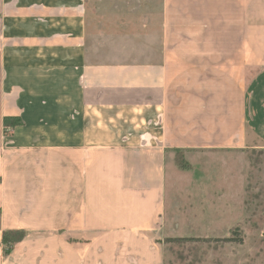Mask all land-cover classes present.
<instances>
[{
    "label": "crops",
    "instance_id": "0c3cea01",
    "mask_svg": "<svg viewBox=\"0 0 264 264\" xmlns=\"http://www.w3.org/2000/svg\"><path fill=\"white\" fill-rule=\"evenodd\" d=\"M253 142L264 0H0V264H162L168 166Z\"/></svg>",
    "mask_w": 264,
    "mask_h": 264
},
{
    "label": "rangeland",
    "instance_id": "374dc122",
    "mask_svg": "<svg viewBox=\"0 0 264 264\" xmlns=\"http://www.w3.org/2000/svg\"><path fill=\"white\" fill-rule=\"evenodd\" d=\"M249 147L255 148L206 155L197 167L207 188L198 189L193 174L170 173L176 170L168 166L165 203L170 206L178 192L181 210L175 223L166 217L162 264H264V146L253 142ZM175 177L180 182L173 189ZM188 200L193 206L189 214L184 208ZM170 238L199 241L166 243Z\"/></svg>",
    "mask_w": 264,
    "mask_h": 264
},
{
    "label": "trees",
    "instance_id": "16d2710c",
    "mask_svg": "<svg viewBox=\"0 0 264 264\" xmlns=\"http://www.w3.org/2000/svg\"><path fill=\"white\" fill-rule=\"evenodd\" d=\"M21 121L18 118H10L5 117L3 119L4 127H14L21 125ZM176 161L179 167L185 168L187 165L184 163L183 157L178 153L176 155ZM24 237V233L22 231H5L1 235V243L3 245V253L8 255L11 253L14 244L21 241ZM166 243H177L178 245H183L188 242L199 241V239L195 238H170L165 240Z\"/></svg>",
    "mask_w": 264,
    "mask_h": 264
}]
</instances>
